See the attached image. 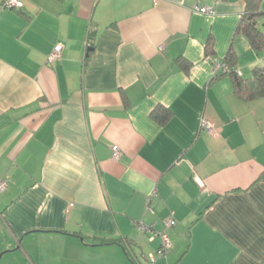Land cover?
Here are the masks:
<instances>
[{"label": "crops", "instance_id": "obj_1", "mask_svg": "<svg viewBox=\"0 0 264 264\" xmlns=\"http://www.w3.org/2000/svg\"><path fill=\"white\" fill-rule=\"evenodd\" d=\"M5 1L0 264H264V97L212 76L229 50L244 78L264 66V48L235 36L247 10L264 36V0ZM169 218L157 256L138 225L161 232Z\"/></svg>", "mask_w": 264, "mask_h": 264}, {"label": "trees", "instance_id": "obj_2", "mask_svg": "<svg viewBox=\"0 0 264 264\" xmlns=\"http://www.w3.org/2000/svg\"><path fill=\"white\" fill-rule=\"evenodd\" d=\"M261 16V13L259 11H246L236 29H235V36L241 35L243 36L246 41L248 42L250 49L255 52H259L264 48V36L263 34L258 30L256 22L257 18ZM94 40H95V32L93 30L89 31L87 42L89 44V49H92L94 47ZM213 52V46L212 41L209 39L206 42L205 45V53L206 55H209ZM236 60V57L231 50L227 52V55L223 59V62L228 64L232 71L227 75L231 78L232 84H233V90L234 93L244 100H253L256 98L264 97V66L262 67H255L251 71V75L248 78H244L239 75L234 70H237L234 66V62ZM177 65L182 70H187L190 67V63L186 61L184 58L179 57L176 59ZM222 76V75H220ZM213 77V80L219 78ZM151 118L158 123L159 125H164L169 118L172 116V113L170 110L157 107L154 109L151 114ZM264 176V171L262 173Z\"/></svg>", "mask_w": 264, "mask_h": 264}, {"label": "built area", "instance_id": "obj_3", "mask_svg": "<svg viewBox=\"0 0 264 264\" xmlns=\"http://www.w3.org/2000/svg\"><path fill=\"white\" fill-rule=\"evenodd\" d=\"M3 5L5 6V8H11V9H16V10H20L23 7L22 3L19 0H6L3 3ZM194 11L201 13V14L212 13L209 7L195 6ZM61 50H62V47L60 45L55 46L51 54L48 56L47 62L50 63L54 59L59 57ZM231 71H232L231 67L225 62L219 61L216 59L212 61V76L213 77L214 76L218 77V75L228 74ZM234 71L237 73V75L241 76V72L238 69ZM199 126L202 130H204L205 132L209 134L214 133V130H215L214 125L211 122L207 121L204 117L200 118ZM120 156H121V153L119 149L117 147H112V160L118 161ZM3 189H4V183H0V192H2ZM163 225H164V230L161 232L151 231L150 229H148L147 226L143 224L138 225V228L141 231H144L145 233H147L149 237L159 238L160 246L157 251V256H164L171 249V240H170L168 231L175 225V221L172 218L165 219L163 221ZM149 262L150 263L154 262V258L152 257V255L149 256Z\"/></svg>", "mask_w": 264, "mask_h": 264}, {"label": "rangeland", "instance_id": "obj_4", "mask_svg": "<svg viewBox=\"0 0 264 264\" xmlns=\"http://www.w3.org/2000/svg\"><path fill=\"white\" fill-rule=\"evenodd\" d=\"M248 60V57L239 56V62H246ZM241 65V64H240Z\"/></svg>", "mask_w": 264, "mask_h": 264}, {"label": "water", "instance_id": "obj_5", "mask_svg": "<svg viewBox=\"0 0 264 264\" xmlns=\"http://www.w3.org/2000/svg\"><path fill=\"white\" fill-rule=\"evenodd\" d=\"M89 50H91V49H89Z\"/></svg>", "mask_w": 264, "mask_h": 264}]
</instances>
